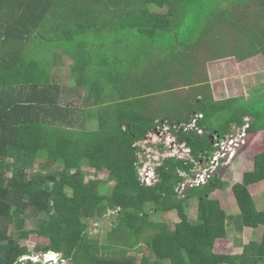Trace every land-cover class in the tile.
<instances>
[{
    "label": "trees",
    "instance_id": "1",
    "mask_svg": "<svg viewBox=\"0 0 264 264\" xmlns=\"http://www.w3.org/2000/svg\"><path fill=\"white\" fill-rule=\"evenodd\" d=\"M234 15L256 20L244 25ZM258 19L264 0H0V264H27L22 258L35 252L72 264H222L213 247L226 237L227 215L209 197L215 176L179 192L182 173L209 161L233 126L264 130V108L242 96L215 100L206 72L179 86L150 82L173 58L225 49L237 26L243 55L223 50L206 62L264 55ZM60 64L68 65L65 84L53 71ZM157 101L168 109L155 110ZM159 126L190 158H164L146 185L136 142ZM259 181L264 149L231 187L238 226L260 229L233 264H264V210L248 189ZM193 200L195 219L187 212ZM169 211L179 217L171 225L150 215ZM109 212L110 228L92 234ZM27 220L35 227L25 228ZM28 238L41 244L29 250L19 242Z\"/></svg>",
    "mask_w": 264,
    "mask_h": 264
},
{
    "label": "rangeland",
    "instance_id": "2",
    "mask_svg": "<svg viewBox=\"0 0 264 264\" xmlns=\"http://www.w3.org/2000/svg\"><path fill=\"white\" fill-rule=\"evenodd\" d=\"M233 19L241 21L244 25L248 22L252 24L253 21L256 20L255 16L253 15L245 17L234 15ZM257 21L260 22L259 25L264 26V20L261 21L258 19ZM237 27L233 29V33L231 34V36L227 33L232 43H230L231 45H228L227 47L225 46V49H223V47L213 48L205 46L203 49H199L197 51L196 58H193V55H191L189 59L187 57L173 58L172 60H169L166 66H164L165 68H161V66L159 65V70L163 72V76L159 75L156 81H152L150 83H160V86L164 87L168 83V85L170 86H179L181 84L184 85L192 81V79H195L197 75L206 72L207 74H212V84L214 87V91L216 92L215 98L219 99L222 97L220 90L224 87L225 89H227L226 95H232V93H234L235 96H242V98L245 99H241L242 103L249 105L256 104L259 107L264 108V55L252 56L242 62H238L235 57H227L206 62V60L209 59L210 56L212 57L218 53H222L223 50H225V52L232 51L243 55L242 53L245 52L244 47L242 45L241 47L238 46L237 42L233 41L236 36H240L239 28ZM213 33H216V30H213ZM226 35L225 33H223L222 38H224V36L226 37ZM207 36H209V30L207 31ZM205 62L206 64L204 65ZM144 63L145 65L143 68L145 70L148 69L147 72L150 74L151 71H153V63L149 60H146ZM204 68H206V70ZM53 71L55 75H58L60 77L62 83L65 84V77H67L68 74V65H57L53 69ZM166 96L167 95H165L164 97ZM168 103L169 102L164 103L163 101H157L156 105L158 104V106L155 110H159V112L162 113L165 112L166 109H168ZM169 108L171 109H169L168 112L171 115H174V113H172L174 107L171 105L169 106ZM165 128H167V126H159L153 131H150L144 139L136 142V145L139 147V150L137 152L138 162L141 163V166L138 168V173L140 172L141 174H143L145 170H149L152 168L155 177H157L155 173L156 166H158L164 158L174 157V155H170L174 154V151H171L165 145L169 141L168 135L165 134ZM249 136H251V134L247 133L246 136L240 139L239 145L235 148L233 155L230 156L228 161L223 162L216 169L215 179L217 182V188L215 189V191L209 194L210 198L215 199L219 202L221 208L227 215L226 237L217 239L213 247L214 252L220 258L222 264H233L235 256L240 255L242 251L241 244H251L260 237V229L246 226L240 228L238 226L236 217L238 214V207L236 205L231 189L232 184L241 181L243 172L248 167H250L252 155L257 153V151L261 150L263 147V143L260 145V142L259 146L258 143L250 144ZM260 140L264 142V138L261 137ZM176 148H179L178 145L176 146ZM242 157L244 158L241 160ZM38 163L42 164L43 159H41V162ZM38 163H35V166L33 168L34 171H39ZM106 176L107 171L104 170L97 176V178L104 179L106 178ZM248 189L253 195V199L257 209L261 211L264 210V181L250 184L248 185ZM187 212L191 218L195 219V200L191 202ZM113 215V212H109L103 217L102 221L93 223L88 229L92 232V234H98V232H101L100 235L102 236V234L108 228H110L111 222L114 220ZM150 215L151 218L165 221L170 225L177 222L179 219L174 211L156 214L150 213ZM35 225L36 223L34 221L27 220L25 223V228H34ZM19 242L22 245L27 246L28 249L32 251L35 246L41 244L39 243L40 239L38 240L37 238L20 239ZM137 254L139 256L141 252H137ZM22 260L27 264L38 260H41L43 264H72L63 256H59L58 258L52 256L48 258L42 252H35L31 257L24 256ZM151 261L154 262L153 259Z\"/></svg>",
    "mask_w": 264,
    "mask_h": 264
},
{
    "label": "built area",
    "instance_id": "3",
    "mask_svg": "<svg viewBox=\"0 0 264 264\" xmlns=\"http://www.w3.org/2000/svg\"><path fill=\"white\" fill-rule=\"evenodd\" d=\"M195 123V119L192 120L191 124L187 127H192ZM247 124H244L238 130L237 126H233L231 133L226 135L223 138L217 139L214 142L215 150L213 152L212 157L209 161L205 162H194V165L191 169V174L182 173L184 180L180 184L179 192H182L184 188L187 186H198L206 183L210 177L215 176L216 169L224 162L228 161L231 155H233L235 148L238 147L240 139H242L246 134ZM165 134L168 135V143L165 144L171 151H174V155L177 159L187 160L190 158V150L189 148L181 142H178L176 136L170 132L169 128H165ZM159 131V130H156ZM155 131V132H156ZM201 132V129L198 130ZM157 133V132H156ZM155 133V134H156ZM160 133V132H159ZM158 133V134H159ZM178 145L179 148H176ZM171 146V147H170ZM170 151V152H171ZM139 178L143 184L150 185L153 184L157 177H155L153 173V169H147L141 174L139 172Z\"/></svg>",
    "mask_w": 264,
    "mask_h": 264
},
{
    "label": "crops",
    "instance_id": "4",
    "mask_svg": "<svg viewBox=\"0 0 264 264\" xmlns=\"http://www.w3.org/2000/svg\"><path fill=\"white\" fill-rule=\"evenodd\" d=\"M239 62V61H238ZM208 79H209V83H210V86H211V90H212V94H213V97H214V99L215 100H221V99H225V98H227V97H232V96H235L234 95V93H232V95H230V94H228V95H226V90L227 89H225L224 87L223 88H221V90H220V92H221V95H222V97L221 98H219V99H217V98H215V94H216V92L214 91V87H213V84H212V74L210 75V74H208ZM225 90V91H224ZM224 91V92H223ZM252 93V92H251ZM250 93V94H251ZM247 94H248V92H247ZM249 134H251V136H249V139H250V144H255V143H258V146H259V142H260V145L262 144V149L261 150H263L264 149V142H262V140H260V138L262 137V138H264V130H257V131H253V132H249ZM261 150H259V151H261ZM259 151H257V152H259ZM253 156H254V154L252 155V157H251V165H250V167H248L245 171H249V170H251L252 169V167H253ZM244 157H242L241 158V160L243 159ZM245 159H246V157H245ZM238 161V160H237ZM235 162V161H234ZM240 162H242V161H240ZM244 171V172H245ZM253 184V183H252Z\"/></svg>",
    "mask_w": 264,
    "mask_h": 264
},
{
    "label": "clouds",
    "instance_id": "5",
    "mask_svg": "<svg viewBox=\"0 0 264 264\" xmlns=\"http://www.w3.org/2000/svg\"><path fill=\"white\" fill-rule=\"evenodd\" d=\"M242 126H243V125H242ZM237 127H238V130H239L241 126H237ZM155 129H156V128H155ZM170 132H171V131H170ZM247 133H249V132L247 131V127H246V134H247ZM246 134H245V136H246ZM223 162H224V161H223ZM47 253H48V252L44 253V255H46ZM59 254H60V253H59Z\"/></svg>",
    "mask_w": 264,
    "mask_h": 264
},
{
    "label": "bare ground",
    "instance_id": "6",
    "mask_svg": "<svg viewBox=\"0 0 264 264\" xmlns=\"http://www.w3.org/2000/svg\"><path fill=\"white\" fill-rule=\"evenodd\" d=\"M52 256H53V257H56V255H46V257H48V258H49V257H52Z\"/></svg>",
    "mask_w": 264,
    "mask_h": 264
}]
</instances>
